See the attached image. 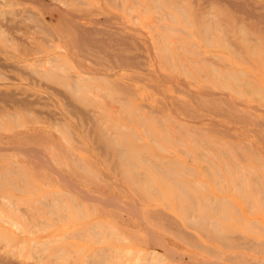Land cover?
I'll list each match as a JSON object with an SVG mask.
<instances>
[{
  "label": "rangeland",
  "instance_id": "rangeland-1",
  "mask_svg": "<svg viewBox=\"0 0 264 264\" xmlns=\"http://www.w3.org/2000/svg\"><path fill=\"white\" fill-rule=\"evenodd\" d=\"M263 15L0 0V264H264Z\"/></svg>",
  "mask_w": 264,
  "mask_h": 264
},
{
  "label": "bare ground",
  "instance_id": "bare-ground-1",
  "mask_svg": "<svg viewBox=\"0 0 264 264\" xmlns=\"http://www.w3.org/2000/svg\"><path fill=\"white\" fill-rule=\"evenodd\" d=\"M33 0H31V2H32ZM36 1V0H35ZM129 1V0H128ZM226 1V0H225ZM230 1V0H229ZM1 2H3V1H1ZM12 3V2H11ZM228 3V2H227ZM231 3H233V2H231ZM118 4V3H117ZM156 3H154V5H155ZM229 4V3H228ZM237 4H239V3H237ZM236 4V5H237ZM50 5V4H49ZM232 5V4H231ZM242 5V4H241ZM235 6V5H234ZM155 7H156V5H155ZM176 7V6H175ZM232 7H233V5H232ZM238 9V8H237ZM94 10V9H93ZM240 10V9H239ZM26 11V10H25ZM14 12H16V11H14ZM7 13V12H6ZM25 13V12H24ZM181 13V12H180ZM68 14H70V13H68ZM182 14V13H181ZM30 15V14H29ZM71 15V14H70ZM251 15V14H250ZM260 15V14H259ZM262 15V14H261ZM157 16V15H156ZM254 16V15H253ZM264 16V15H263ZM30 17V16H29ZM31 17H32V14H31ZM23 18V17H22ZM104 18V17H103ZM160 18V17H159ZM19 19H21V18H19ZM106 19V18H105ZM20 21V20H19ZM92 22V21H91ZM184 23V22H183ZM5 24V23H4ZM12 25H14V24H12ZM9 26V25H8ZM73 26H75V25H73ZM108 26V25H107ZM6 27V26H5ZM12 27V26H11ZM38 27V26H37ZM77 26H75V28H76ZM15 28V27H14ZM87 28V27H86ZM5 29V28H4ZM9 29V28H8ZM76 29H78V28H76ZM79 30V29H78ZM99 30V29H98ZM39 31V30H38ZM80 31V30H79ZM82 31V30H81ZM86 31V30H85ZM100 31H101V29H100ZM87 32V31H86ZM79 33L80 32H78V35H79ZM82 33V32H81ZM99 33V32H98ZM34 35V34H33ZM9 36V35H8ZM36 36H38V35H36ZM80 36H83L82 34L80 35ZM79 36V37H80ZM40 37V36H39ZM88 38V37H87ZM78 39V38H77ZM85 39V38H84ZM250 39V38H249ZM42 40V39H41ZM96 40V39H95ZM7 41V40H6ZM87 41V40H86ZM46 42V41H45ZM79 42V41H78ZM8 44V43H7ZM137 44V43H136ZM56 45V44H55ZM127 45V44H126ZM139 45V44H138ZM19 46V45H18ZM139 47V46H138ZM235 47V46H234ZM19 50H21L20 48H19ZM61 50V49H60ZM27 52H28V50H27ZM24 54V53H23ZM138 55V54H137ZM11 57L13 58V59H21V58H23L21 55L19 56V55H17V54H12L11 55ZM129 57V56H128ZM52 58V57H51ZM187 60V59H186ZM200 60V59H199ZM202 60V59H201ZM206 60V59H205ZM48 62H49V60H47ZM91 61V60H90ZM46 63V62H45ZM38 64V63H37ZM43 64V63H42ZM46 65H47V63H46ZM9 66V65H8ZM14 66V65H13ZM28 66H31V65H28ZM4 67V66H3ZM15 68H16V66H15ZM42 68V67H41ZM36 69H38V68H36ZM43 69V68H42ZM47 69V68H46ZM45 69V70H46ZM52 69V68H51ZM30 70H31V68H30ZM39 70H41V69H39ZM53 70V69H52ZM21 71V70H20ZM81 71V70H80ZM214 71V70H213ZM31 72H33V70H31ZM41 72V71H40ZM23 73H26V72H23ZM34 73V72H33ZM58 73V72H57ZM96 73V72H95ZM1 75H2V73H1ZM8 76V75H7ZM237 76V75H236ZM10 77H12V76H10ZM79 78H81V77H79ZM90 79V78H89ZM181 80V79H180ZM183 80V79H182ZM70 81H72V80H70ZM71 83V82H70ZM73 84H74V82H73ZM72 84V85H73ZM238 85V84H237ZM74 86V85H73ZM51 87V86H50ZM21 89V88H20ZM54 90V89H53ZM94 90V89H93ZM200 92V91H199ZM206 92V91H205ZM204 92V93H205ZM211 92V91H210ZM18 93V92H17ZM56 93H57V91H56ZM216 93V92H215ZM4 94V93H3ZM208 94V93H207ZM7 95V94H6ZM11 95V94H10ZM225 95V94H224ZM1 97H4L5 98V95L4 96H1V93H0V99H1ZM11 97V96H10ZM92 96H90V98H91ZM12 98V97H11ZM25 98V97H24ZM3 99V98H2ZM9 99V98H8ZM13 99V98H12ZM23 99V98H22ZM21 100V99H20ZM24 100V99H23ZM3 101H4V99H3ZM7 101V100H6ZM19 101V100H18ZM24 101H27V100H24ZM29 101V100H28ZM31 101H33V100H31ZM21 102V101H20ZM33 102H36V100L35 101H33ZM29 103V102H28ZM69 103V102H68ZM239 103V102H238ZM6 104V103H5ZM70 104V103H69ZM168 104V103H167ZM113 105V104H112ZM71 106V105H70ZM106 106H107V104H106ZM115 107V106H114ZM171 109H173V108H171ZM260 110V109H259ZM264 110V109H263ZM38 113H40V111H37ZM135 112H136V110H135ZM148 112V111H147ZM56 113V112H55ZM138 113V112H137ZM143 113V112H142ZM47 114V113H46ZM89 114V113H88ZM139 114V113H138ZM123 116V115H122ZM146 117V116H145ZM83 119V118H82ZM58 120V119H57ZM54 122V121H53ZM215 122V121H214ZM213 122V123H214ZM140 123V122H139ZM260 123V122H259ZM55 124V123H54ZM215 124V123H214ZM216 125H217V123H216ZM181 126V125H180ZM222 126V125H221ZM224 126V125H223ZM175 127V126H174ZM173 127V128H174ZM182 128V127H181ZM140 129H142V127L140 128ZM230 129V128H229ZM184 130V129H183ZM56 131V130H55ZM144 131V130H143ZM173 131V130H172ZM58 132V131H57ZM68 132V131H67ZM89 132V131H88ZM73 136V135H72ZM176 136V135H175ZM74 139V138H73ZM263 139V138H262ZM150 140V139H149ZM175 140V139H174ZM1 147V146H0ZM11 148H13L12 146H10ZM16 148V147H15ZM28 148H30V147H28ZM215 149L217 148V147H214ZM232 148V147H231ZM230 148V149H231ZM19 149V148H18ZM22 150V149H21ZM23 150H24V148H23ZM22 150V151H23ZM101 150V149H100ZM27 151H29V150H27ZM33 151V150H32ZM222 151V150H221ZM231 151V150H230ZM24 152V151H23ZM35 152H39V150L38 151H35ZM229 153V152H228ZM122 154V153H121ZM238 154V153H237ZM45 157V156H44ZM34 158V157H33ZM37 158V157H36ZM46 158V157H45ZM40 159V158H39ZM47 159V158H46ZM45 159V160H46ZM243 160L245 159V158H242ZM37 160V159H36ZM144 160V159H143ZM40 162V161H39ZM164 162V161H163ZM47 163L48 162H46V165H47ZM150 163V162H149ZM76 165V164H75ZM232 165V164H231ZM48 167V166H47ZM153 167V166H152ZM158 168V167H157ZM233 168H234V166H233ZM250 168V167H249ZM235 170H236V167H235ZM234 170V171H235ZM252 170V169H251ZM237 171H239V170H237ZM13 172V171H12ZM15 172V171H14ZM53 172V171H52ZM57 173V172H56ZM102 173V172H101ZM164 173V172H163ZM238 173V172H237ZM241 173H242V171H241ZM245 173V172H244ZM251 173V172H250ZM236 174V173H235ZM239 175V174H238ZM107 176V175H106ZM246 176V175H245ZM105 177V176H104ZM63 178V177H62ZM64 179V178H63ZM239 179V178H238ZM60 181H61V179H60ZM65 181V180H64ZM255 181V180H254ZM65 182H67L68 183V180L67 181H65ZM72 183V182H71ZM174 183H175V181H174ZM178 185V184H177ZM237 185V184H236ZM64 186H66V183H65V185ZM68 186H70L71 187V185H68ZM223 186V185H222ZM238 186V185H237ZM72 187H73V185H72ZM76 188V187H75ZM77 189V188H76ZM264 189V188H263ZM262 189V190H263ZM78 191V190H77ZM260 191V190H259ZM258 191V192H259ZM79 192V191H78ZM261 192V191H260ZM55 195H56V193H55ZM79 195V194H78ZM83 196V195H82ZM92 196V195H91ZM257 196H259L258 194H257ZM56 197H58V196H56ZM81 197V196H80ZM85 197V196H84ZM111 197V196H110ZM115 197V196H114ZM92 198V197H91ZM93 198H95V197H93ZM92 198V199H93ZM98 198L99 197H97V201H98ZM260 198V197H259ZM83 199V198H82ZM85 199H87V198H85ZM261 199V198H260ZM114 200H117L116 199V197H115V199ZM55 201V200H54ZM53 201V202H54ZM49 203V202H48ZM60 203H61V201H60ZM103 203V202H102ZM116 203V202H115ZM107 204V203H106ZM114 204V203H113ZM46 205V204H45ZM44 205V206H45ZM105 205V204H104ZM125 205H126V203H125ZM263 205V204H262ZM108 206V205H107ZM110 206V205H109ZM115 207V206H114ZM128 207V206H127ZM130 207V206H129ZM131 207H132V205H131ZM246 207H248V206H246ZM48 208V207H47ZM46 208V209H47ZM118 208V207H117ZM119 208H120V206H119ZM118 208V209H119ZM125 208V207H124ZM133 209V208H132ZM135 209V208H134ZM134 209H133V212H134ZM130 210V209H129ZM135 211H136V209H135ZM224 214V213H223ZM2 218V217H1ZM4 218V217H3ZM5 219V218H4ZM7 219V218H6ZM9 220V219H8ZM2 221H3V219H2ZM11 221V220H10ZM237 234V233H236ZM238 236V235H237ZM240 236H242L241 234H240ZM239 238V237H238ZM237 238V239H238ZM243 238V237H242ZM4 242V241H3ZM244 243L246 244L245 246H246V249H248V248H254V249H256L257 247H259V246H264V242H262V241H260V240H257V239H255V238H249V237H247V238H244ZM233 245V244H232ZM238 245V244H237ZM3 246V245H2ZM14 248V247H13ZM264 252V251H263ZM237 254V253H236ZM240 255V254H239ZM238 256V255H237ZM234 257H235V254H234ZM230 258V257H229ZM232 258V257H231ZM246 258V257H245ZM245 258L244 259H242V260H240V263L241 264H259V263H256L255 261L254 262H250L249 260H245ZM9 259V258H8ZM7 259V261H8V263H9V260ZM231 260V259H230ZM1 261H2V259H1ZM6 261V260H5ZM261 261H263V259L261 260ZM4 263V262H3ZM14 264V263H13Z\"/></svg>",
  "mask_w": 264,
  "mask_h": 264
}]
</instances>
